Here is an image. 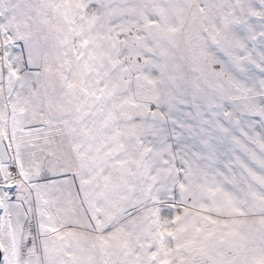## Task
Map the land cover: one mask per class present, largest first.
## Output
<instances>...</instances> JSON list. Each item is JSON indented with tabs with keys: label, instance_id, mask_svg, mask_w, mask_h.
Returning a JSON list of instances; mask_svg holds the SVG:
<instances>
[{
	"label": "snow or ice",
	"instance_id": "6c2138e0",
	"mask_svg": "<svg viewBox=\"0 0 264 264\" xmlns=\"http://www.w3.org/2000/svg\"><path fill=\"white\" fill-rule=\"evenodd\" d=\"M0 264H264V0H0Z\"/></svg>",
	"mask_w": 264,
	"mask_h": 264
}]
</instances>
